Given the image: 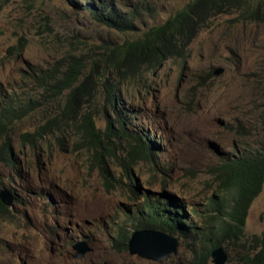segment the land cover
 <instances>
[{
	"label": "rangeland",
	"instance_id": "1",
	"mask_svg": "<svg viewBox=\"0 0 264 264\" xmlns=\"http://www.w3.org/2000/svg\"><path fill=\"white\" fill-rule=\"evenodd\" d=\"M189 1L117 0L118 9L135 10L139 21L134 33H120L70 0H0V113L11 104L25 111L0 140L1 150L10 139L17 162L0 161V190L18 199L11 215H0V264H178L190 258L191 247L182 241L177 254L161 261L115 245L121 209L140 202L129 191L126 172L140 192L165 191L202 208L215 193L217 153L264 143V12L250 21L238 12L219 16L186 58L166 62L126 90V107L136 117L132 129L151 135L155 153H162L153 163L129 154L133 142L118 136L117 126L105 134L112 112L99 78L70 109L67 92L45 93L36 74L70 54L88 56V50L133 39ZM217 68L224 69L219 76ZM89 114L101 132L98 140L88 133ZM45 124L50 131L31 145L24 135ZM101 163L119 179L114 188L107 190ZM247 218L243 240L223 245L226 264H241L264 232V186ZM83 236L92 252L75 259L73 245Z\"/></svg>",
	"mask_w": 264,
	"mask_h": 264
},
{
	"label": "trees",
	"instance_id": "2",
	"mask_svg": "<svg viewBox=\"0 0 264 264\" xmlns=\"http://www.w3.org/2000/svg\"><path fill=\"white\" fill-rule=\"evenodd\" d=\"M70 1L79 11H89L100 25L120 33L137 30L139 21L135 10L122 12L117 7V0ZM234 12L247 21L257 19L264 12V0H190L162 24L114 48L88 50L91 53L88 56L70 54L46 71L37 72L39 85L45 93L56 96L67 92V108L71 109L91 82L99 78L105 101L112 112V117H106L105 134L117 126L118 136H125L133 142L129 154L153 163L162 153H155L158 144L151 140V135L132 129L136 117L131 114L130 107H126L131 106L126 90L133 85H141L148 75L155 74L166 62L186 58L190 46L203 30L209 29L219 16ZM24 116L25 111L13 104L5 107L0 113V140L4 133L10 131L8 126ZM88 120V133L98 140L101 132L97 130L91 114ZM49 131V125L45 124L34 134L27 133L24 137L31 138L30 143L34 146L37 138H42ZM2 145L0 161L16 164L10 139ZM96 154L99 158L97 151ZM217 154L219 164L213 177L215 193L202 208L165 191L140 192L128 169L129 191L134 197L140 195V202L121 209L124 220L116 227L115 245L128 250V241L134 231L151 230L176 236L184 245L191 247L190 258L178 264H212L213 249L226 243L241 242L252 203L264 186V143L231 155ZM101 174L107 190L114 188L119 179L109 173L104 163H101ZM13 197L18 200L16 194ZM11 214L0 200V215ZM253 246L251 251L241 255V264H264V232L254 237Z\"/></svg>",
	"mask_w": 264,
	"mask_h": 264
},
{
	"label": "water",
	"instance_id": "3",
	"mask_svg": "<svg viewBox=\"0 0 264 264\" xmlns=\"http://www.w3.org/2000/svg\"><path fill=\"white\" fill-rule=\"evenodd\" d=\"M224 72L223 68H217L214 74L219 76ZM0 200L6 208L13 205V196L6 188L0 190ZM157 245L161 246V250ZM180 241L175 236L151 230H136L132 233L128 241V250L131 255H137L141 258L161 261L168 258L171 254H177ZM75 259H82L88 253L92 252V247L86 239H83L73 245ZM212 264H226L229 255L223 247H217L211 252Z\"/></svg>",
	"mask_w": 264,
	"mask_h": 264
},
{
	"label": "clouds",
	"instance_id": "4",
	"mask_svg": "<svg viewBox=\"0 0 264 264\" xmlns=\"http://www.w3.org/2000/svg\"><path fill=\"white\" fill-rule=\"evenodd\" d=\"M12 194V193H11ZM12 196H13V194H12ZM13 199H14V197H13ZM13 206V205H12ZM11 208V207H10ZM176 237V236H175ZM84 239H86V238H84ZM180 241V240H179ZM221 247H223V246H221ZM224 248V247H223ZM225 249V248H224ZM214 250V249H213ZM211 260H212V258H211Z\"/></svg>",
	"mask_w": 264,
	"mask_h": 264
},
{
	"label": "bare ground",
	"instance_id": "5",
	"mask_svg": "<svg viewBox=\"0 0 264 264\" xmlns=\"http://www.w3.org/2000/svg\"><path fill=\"white\" fill-rule=\"evenodd\" d=\"M60 61V60H59ZM81 61V60H80Z\"/></svg>",
	"mask_w": 264,
	"mask_h": 264
}]
</instances>
